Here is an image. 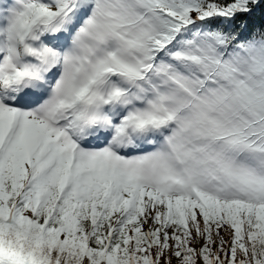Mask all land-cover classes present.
<instances>
[{
    "label": "snow or ice",
    "instance_id": "obj_1",
    "mask_svg": "<svg viewBox=\"0 0 264 264\" xmlns=\"http://www.w3.org/2000/svg\"><path fill=\"white\" fill-rule=\"evenodd\" d=\"M0 264H264V0H0Z\"/></svg>",
    "mask_w": 264,
    "mask_h": 264
}]
</instances>
